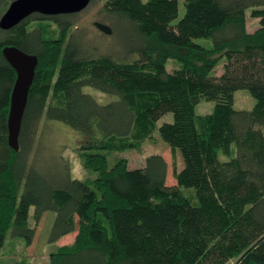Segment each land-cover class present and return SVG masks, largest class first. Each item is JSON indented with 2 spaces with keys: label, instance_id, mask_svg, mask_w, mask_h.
<instances>
[{
  "label": "trees",
  "instance_id": "obj_1",
  "mask_svg": "<svg viewBox=\"0 0 264 264\" xmlns=\"http://www.w3.org/2000/svg\"><path fill=\"white\" fill-rule=\"evenodd\" d=\"M182 4L172 23L177 0L103 2L106 13L123 16L137 31L135 60L88 51L70 30L77 12H35L0 28V249L7 235L32 241V206L35 223L55 212L50 240L75 232L70 244L34 264H264V0ZM249 7L259 21L252 32L245 28ZM32 18L52 20L59 35L47 38L42 27H29ZM6 44L38 58L17 150L7 143L15 72L1 54ZM220 59L222 71L214 74ZM168 60L177 65L167 69ZM84 86L115 98L99 103ZM241 88L254 98L250 109L233 107V92ZM49 95L56 103L47 102ZM202 98L213 107L195 114ZM168 112L171 120L157 124ZM41 119L85 137L80 156L94 178L70 177L62 157L53 174L33 161ZM153 129L180 153L173 183L166 182L158 153L138 167L122 157L108 164L109 151L131 147L136 135Z\"/></svg>",
  "mask_w": 264,
  "mask_h": 264
},
{
  "label": "rangeland",
  "instance_id": "obj_2",
  "mask_svg": "<svg viewBox=\"0 0 264 264\" xmlns=\"http://www.w3.org/2000/svg\"><path fill=\"white\" fill-rule=\"evenodd\" d=\"M11 1V0H10ZM105 0H90L88 5L81 11L74 14L71 19L74 25L70 30H76V38L81 41L88 51L93 50L94 55L107 54L117 61L135 60L138 57L136 49L141 44V39L134 26L123 16L109 14L103 10ZM178 1L177 17L172 19L176 22L184 12L182 0ZM9 0H0V14L4 11ZM264 8V4L260 6ZM251 8L245 9V28L252 32L259 26L257 17L250 15ZM94 21H100L108 25L110 33H104L94 26ZM29 27L40 26L45 32L47 38L57 37L59 32L55 23L50 19H30ZM209 40V39H208ZM208 40L198 38L197 41L203 45L208 44ZM223 60L215 66L214 74L222 71ZM177 65L176 61L168 60L166 68ZM85 92L90 93L99 103H106L115 97L111 94L99 91L90 86L82 88ZM47 102L56 103L54 96L49 95ZM213 101L199 99L194 104L195 114H204L211 111ZM254 104V98L245 88L237 89L233 92V107L236 109H250ZM171 113L162 115L157 124L162 121L171 120ZM38 136L41 145L33 157V161L38 166H43V170L48 174H53L59 169V158H64L69 166L68 172L70 177L81 180H91L96 176L95 171L85 168L80 156V146L85 143V137L77 130L70 126L48 119H41L39 122L36 136ZM134 144L121 151H109L107 153L108 164L112 165L115 158L122 157L126 160L128 167H138L144 163V159L151 153H158L165 159L166 182H174V174L182 167L180 153L177 149L170 147L158 135L157 130L153 129L145 134L136 135ZM222 159L226 155H220ZM61 158V159H62ZM63 159V160H64ZM188 193V189L184 191ZM28 223L34 226V236L32 241L25 245L21 239L10 240L7 235L3 247L0 249V264H34L48 261L49 253L56 250L61 245H68L73 241L75 232L65 234L52 241L49 239L51 226L55 212L53 210L45 211L41 218L35 223L33 220V207L29 208Z\"/></svg>",
  "mask_w": 264,
  "mask_h": 264
},
{
  "label": "water",
  "instance_id": "obj_3",
  "mask_svg": "<svg viewBox=\"0 0 264 264\" xmlns=\"http://www.w3.org/2000/svg\"><path fill=\"white\" fill-rule=\"evenodd\" d=\"M89 2L90 0H11L0 14V28L9 29L35 12L44 15L76 13L84 9ZM93 24L104 33L111 31L108 25L100 21H94ZM1 54L15 72L9 95L6 125L7 143L13 150H17L21 121L38 58L36 54L12 44L2 46Z\"/></svg>",
  "mask_w": 264,
  "mask_h": 264
}]
</instances>
